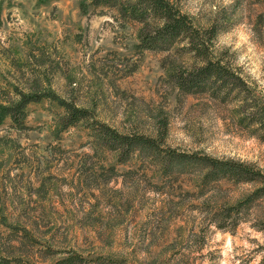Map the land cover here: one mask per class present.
Masks as SVG:
<instances>
[{"label":"rangeland","instance_id":"obj_1","mask_svg":"<svg viewBox=\"0 0 264 264\" xmlns=\"http://www.w3.org/2000/svg\"><path fill=\"white\" fill-rule=\"evenodd\" d=\"M170 2L195 27L217 25L213 47L264 103V0ZM141 25L90 0H0V89L38 85L122 133L154 136L165 120L163 148L264 173V142L239 126L238 101L180 91L168 65L188 67L190 55L179 44L141 46ZM61 113L42 98L27 106L26 129L9 119L0 125V237L35 240L19 249L10 239L15 254L25 250L36 264L67 251L84 264H264V198L234 229L209 220L253 185L227 178L205 185L196 167L165 174L137 153L120 164L86 124L58 128Z\"/></svg>","mask_w":264,"mask_h":264},{"label":"trees","instance_id":"obj_2","mask_svg":"<svg viewBox=\"0 0 264 264\" xmlns=\"http://www.w3.org/2000/svg\"><path fill=\"white\" fill-rule=\"evenodd\" d=\"M93 6L116 8L125 18L141 22L138 33L141 46L153 51H168L173 44H179V51L191 57L188 67L172 61L168 65L170 79L176 87L186 94L208 93L221 102L238 101L237 108L240 127L259 133L258 139L264 142V103L257 98L247 82L224 57L215 50L214 42L219 28L212 24L208 28L195 27L191 18L183 14L170 0H90ZM10 91L13 92L12 96ZM42 98L56 102L62 113L58 115L57 127L67 129L79 124L90 128L91 137L101 148L113 151L118 163H126L134 154L146 157L160 166L165 174L188 167L198 168L202 181L208 185L211 181L227 178L233 182L251 184L254 187L245 192L236 202L222 204L214 212L210 222L216 229L227 230L237 227L240 214L249 211L251 204L264 198V173L250 164L232 160L217 159L203 153H183L163 148L167 133V122L160 120L155 126V135L147 136L137 132L122 133L110 125L98 121L87 107L77 105L72 99L61 98L55 93L46 92L38 85L25 92L14 87L12 90L0 89V125L9 119L11 127L26 129L27 106L38 103ZM162 146V148H161ZM173 163L181 164L174 167ZM183 173V172H182ZM203 194V193H202ZM261 217L264 218V211ZM231 231V230H230ZM17 237V236H15ZM26 238V239H25ZM0 264H36L24 251L15 254L10 239L21 249L34 241L27 237H0ZM29 240V241H28ZM11 243V244H10ZM46 255H53L47 247ZM67 251V256L51 264H84L79 255ZM110 264H116L111 262Z\"/></svg>","mask_w":264,"mask_h":264}]
</instances>
